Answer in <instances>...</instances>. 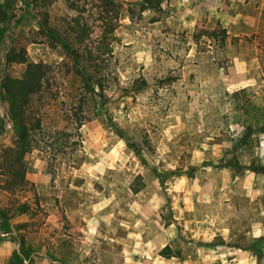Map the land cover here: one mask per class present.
<instances>
[{"label": "rangeland", "instance_id": "1", "mask_svg": "<svg viewBox=\"0 0 264 264\" xmlns=\"http://www.w3.org/2000/svg\"><path fill=\"white\" fill-rule=\"evenodd\" d=\"M123 1L134 12L110 49L93 44L100 99L60 42L88 59L90 39L67 29L74 9L0 0V264H60L48 251L69 264H264V0ZM10 52L50 67L20 162L21 110L1 86L26 64L7 65Z\"/></svg>", "mask_w": 264, "mask_h": 264}, {"label": "trees", "instance_id": "2", "mask_svg": "<svg viewBox=\"0 0 264 264\" xmlns=\"http://www.w3.org/2000/svg\"><path fill=\"white\" fill-rule=\"evenodd\" d=\"M38 2L39 0H33V2ZM63 1L70 9H74L77 12L75 17H70L67 15V18L70 20L68 22L67 29L79 31L80 35L79 40L80 44L86 41V38L90 39V41L85 44V49L88 53V59H83V56L78 52L77 48H75L72 41L69 40L67 36H63L60 38V42L65 46L68 52L71 54L75 68L76 75L78 77L81 76L82 82L88 86L89 91L96 97L103 99L105 97V84L103 78L98 76L96 73L97 59H95L93 53L96 48L99 46H93L96 42L104 43L107 49H110L111 37L115 34L118 27L122 24L121 22L126 17H131V14L134 12V9L129 6L128 14L125 13V2L123 0H51V2ZM159 0H143V11H147L150 8H153V3ZM151 4V5H150ZM90 12L93 9L98 10V19L101 21L100 25V34L96 35V38L99 41L94 40V36L91 33L95 31V19H92V23H90V19L87 18L84 14L89 10ZM114 12V15H113ZM94 15L93 12H91ZM90 15V17H93ZM44 24L46 30L50 32L52 36H55L54 30L47 25ZM209 36L213 37L218 34L216 30L205 32ZM224 37L228 36V32L226 29L222 30ZM90 44V45H89ZM110 51V50H109ZM11 63H25L26 68L25 71L20 78H13L9 75H6L5 79L2 81V89L5 93L9 94L12 97V101L14 104V108L19 112L18 108L21 110L20 116L16 118L18 121V130L20 133V141L17 147L14 148L13 152L15 153V158L20 162L22 158L29 153L33 146H31V131L34 127L41 126V119L37 118V121L33 123L34 127L31 125L34 118L27 113L31 107H35L34 98L41 94V92L47 87L45 85L49 82V66L43 63L31 62L27 59L25 54H20L17 52H10L7 55V65ZM146 83V82H144ZM15 119V117H14ZM90 118H85L78 120V126L83 125ZM115 129V128H114ZM264 130V128H263ZM255 171V168H253ZM264 169V168H263ZM20 171V170H19ZM193 174H190L192 176ZM19 178L21 183H25L24 172H12V179ZM141 179V176L138 175L135 180L132 182L131 190L134 194H137L141 187H135L137 181ZM136 182V184H135ZM14 181H10L8 184L9 189L15 187ZM20 213H27L30 210V206L28 202H25L20 205L18 208ZM18 227H16L17 230ZM20 244V252H19V262H23L24 260L29 259V262L33 261V258L30 257L31 248L26 246V241L24 239L19 240ZM161 255L164 256H177L180 257V251H174L170 245H166L161 250ZM46 256L52 261H59L60 264H69L67 262H63V260L55 259L49 251Z\"/></svg>", "mask_w": 264, "mask_h": 264}, {"label": "crops", "instance_id": "3", "mask_svg": "<svg viewBox=\"0 0 264 264\" xmlns=\"http://www.w3.org/2000/svg\"><path fill=\"white\" fill-rule=\"evenodd\" d=\"M126 247H127V246H123V250L127 251V250H126ZM133 249H136V250H137V249H139V248H138V246H135V247L133 246L131 250L133 251Z\"/></svg>", "mask_w": 264, "mask_h": 264}, {"label": "water", "instance_id": "4", "mask_svg": "<svg viewBox=\"0 0 264 264\" xmlns=\"http://www.w3.org/2000/svg\"><path fill=\"white\" fill-rule=\"evenodd\" d=\"M1 80H2V78H1ZM1 80H0V81H1ZM5 120H6V123H8V118L5 117Z\"/></svg>", "mask_w": 264, "mask_h": 264}]
</instances>
